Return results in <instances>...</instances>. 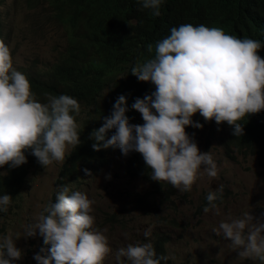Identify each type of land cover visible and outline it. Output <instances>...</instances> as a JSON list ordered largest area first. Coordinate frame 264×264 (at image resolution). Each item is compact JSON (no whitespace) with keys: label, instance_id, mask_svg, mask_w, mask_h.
Here are the masks:
<instances>
[{"label":"clouds","instance_id":"9594fccd","mask_svg":"<svg viewBox=\"0 0 264 264\" xmlns=\"http://www.w3.org/2000/svg\"><path fill=\"white\" fill-rule=\"evenodd\" d=\"M138 2L153 16L161 15L164 0ZM26 4L29 9H50L57 20L47 1L31 5L26 0ZM59 24L69 46L73 34ZM2 31L0 22V216L4 229L12 226L11 216L19 215L20 202L27 201L30 175L64 162L44 206L38 202L26 208L28 218L35 221L25 226L24 237L0 235V264H115L111 258L117 264H169L167 234L145 232L142 237L129 226L137 218L129 219L125 212L108 213L102 226L96 223L94 201L83 186L85 178L108 164L113 154L128 158L129 181H146L151 186V192L135 204L144 215L150 196L153 201L165 197L173 202L176 190L190 192L201 175L217 177L210 151L201 152L196 143L209 145L220 138L229 159L254 157L264 170L258 154L264 144V59L258 51L264 42L239 39L203 24H174L149 42L151 59L146 62L117 58L100 66L97 74L104 83L93 101L89 93L99 77L90 63L79 61L69 70L57 67L68 46L41 73L24 70L22 74L13 67ZM104 35L117 40L115 35ZM57 68L74 72L76 79L56 83L54 94L37 99L30 78L38 75L47 81ZM146 82L155 88L143 90ZM107 94L105 109L92 110ZM129 105L132 114L127 113ZM197 113L204 124L193 120ZM91 149L101 154L92 156ZM28 150L31 161L25 156ZM131 162L136 165L134 173ZM23 169L26 175L13 182L14 173ZM223 189L228 191L223 185L210 190L201 210L219 215ZM259 211L260 216L252 209L221 220L213 231L229 240L238 256L264 264V207ZM118 226L130 231L135 241L116 243Z\"/></svg>","mask_w":264,"mask_h":264},{"label":"rangeland","instance_id":"374dc122","mask_svg":"<svg viewBox=\"0 0 264 264\" xmlns=\"http://www.w3.org/2000/svg\"><path fill=\"white\" fill-rule=\"evenodd\" d=\"M0 22L13 67L22 74L24 70L41 73L55 63L68 46L65 29L46 7L29 9L26 0H0ZM109 97L110 94H107L101 98L92 110L103 111ZM196 144L201 152L210 151L218 167L217 177L210 179L206 174L201 175L190 192L176 190L173 202L165 200V197L153 201L150 196L144 203L146 215L139 213L135 204L141 196L151 192V186L146 181L127 179L125 168L128 158L125 155L110 156L108 164L91 173L89 179L87 176L83 186L85 194L94 201L92 213L96 223L102 226L108 213L125 212L129 214V219L137 218L129 226L137 228L142 237H145V232L149 235L167 234L169 264H259L238 256L230 241L222 234L217 235L213 229L221 220L238 217L245 211L252 212L253 209L254 214L261 215L259 208L264 207V170L254 157L229 159L220 138L209 145ZM63 162H54L30 175L28 189L25 190L29 193L27 201L20 202L19 215L15 218L11 216L12 226L7 229L3 228L4 218L0 216V235L6 232L13 237L20 236V240L24 237L25 226L35 221L28 218L26 208L38 202L44 206L45 195L52 193ZM220 185L228 189H223L225 198L218 204L220 214L216 215L213 210L205 213L200 204L210 190ZM150 208L153 209L149 211ZM114 241L128 245L135 240L130 231L118 226ZM114 241L109 240L112 246ZM111 244V250L117 251ZM110 260L117 264L115 259Z\"/></svg>","mask_w":264,"mask_h":264},{"label":"trees","instance_id":"16d2710c","mask_svg":"<svg viewBox=\"0 0 264 264\" xmlns=\"http://www.w3.org/2000/svg\"><path fill=\"white\" fill-rule=\"evenodd\" d=\"M46 1L53 8L57 20L73 34L66 55L57 63L60 68L68 69L73 63L81 61L90 63L97 74L100 66L114 62L117 58L144 63L151 59L148 58L149 42L156 41L174 24L175 27L181 24H203L209 28L222 29L239 39L264 42V0H164L159 17L153 16L150 9H143L138 0H28L31 5ZM99 30L106 35H115L117 40L108 38ZM258 55L264 59V47L258 51ZM97 76L99 79L89 93L93 101L104 83L102 76ZM30 79L33 93L40 99L42 94H54L56 83L68 84L76 79V74L57 68L47 81L42 82V77L38 75ZM154 88L150 82L142 85L146 91ZM85 102L89 107L92 106L91 102ZM131 105L127 107L128 114L133 113ZM108 112L111 115L112 108ZM193 120L200 124L205 121L199 113L193 116ZM91 153L92 156L101 154L93 149ZM258 154L264 166V144L260 146ZM25 156L31 161L30 150L25 151ZM135 171L133 162L131 172ZM25 175L24 169L20 174L15 172L13 182Z\"/></svg>","mask_w":264,"mask_h":264}]
</instances>
